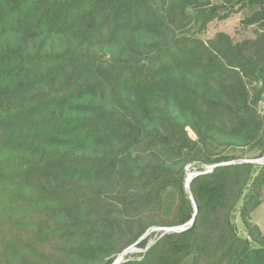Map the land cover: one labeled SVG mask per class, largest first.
<instances>
[{
  "label": "trees",
  "instance_id": "1",
  "mask_svg": "<svg viewBox=\"0 0 264 264\" xmlns=\"http://www.w3.org/2000/svg\"><path fill=\"white\" fill-rule=\"evenodd\" d=\"M263 98L264 0H0V264H264Z\"/></svg>",
  "mask_w": 264,
  "mask_h": 264
},
{
  "label": "rangeland",
  "instance_id": "2",
  "mask_svg": "<svg viewBox=\"0 0 264 264\" xmlns=\"http://www.w3.org/2000/svg\"><path fill=\"white\" fill-rule=\"evenodd\" d=\"M224 0H212L213 3L215 4H220L222 3ZM244 18L243 13H236L234 14L232 17H230L228 20H224V21H215L213 23H211L208 27V31L207 34L205 36L204 39H210L213 38L218 32H226L229 35H231L232 37H234V39L236 41H240L243 38H247V37H254V33L252 31V29L254 28H248L245 29L244 26L241 24V20ZM260 111L262 114H264V98L263 101L260 104ZM190 136L193 139H196V135L195 133L191 130L188 129ZM244 155V158H248L249 154L243 151H239L238 152V156H242ZM258 161V160H257ZM260 162H262L260 160ZM187 171L188 173H195V171H191L189 166L187 167ZM237 216V224H238V228H239V232L244 235L246 234V231L244 230V226L241 223V221L239 220V213L236 214ZM252 218L255 224H257L260 229L262 230V232L264 233V200H263V204L257 208L253 214H252ZM159 229L156 228H151L149 230V232H146L145 235L140 239H144L145 237H149L150 241L149 244L154 243L155 239L158 237V235H160V231H157ZM146 249H142L138 246H136V244L130 246L129 248H127L118 258L116 261H118L120 259V263L123 262L127 257H133L134 254H140L145 252Z\"/></svg>",
  "mask_w": 264,
  "mask_h": 264
},
{
  "label": "built area",
  "instance_id": "3",
  "mask_svg": "<svg viewBox=\"0 0 264 264\" xmlns=\"http://www.w3.org/2000/svg\"><path fill=\"white\" fill-rule=\"evenodd\" d=\"M212 168H207V171H211ZM206 171V172H207ZM198 174V173H195ZM192 223H189L187 225L181 226V227H177V228H167V229H159L157 231H160L162 233H171V232H182L185 231L186 229H188L190 227Z\"/></svg>",
  "mask_w": 264,
  "mask_h": 264
},
{
  "label": "water",
  "instance_id": "4",
  "mask_svg": "<svg viewBox=\"0 0 264 264\" xmlns=\"http://www.w3.org/2000/svg\"><path fill=\"white\" fill-rule=\"evenodd\" d=\"M254 162H259V161H254ZM207 172H210V171H207ZM207 172H206V173H207ZM197 175H199V173H198V174H195V173H188V175H187V179H186V185H185L187 189H189V185H190V182L192 181V179H193L195 176H197ZM195 217H196V214L194 215L192 221H194ZM114 264H120V259H119L118 261H116Z\"/></svg>",
  "mask_w": 264,
  "mask_h": 264
}]
</instances>
